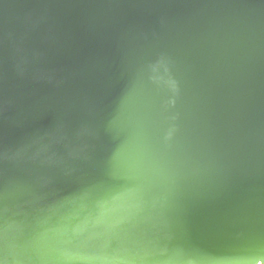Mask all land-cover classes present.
<instances>
[{"label": "water", "instance_id": "95a60500", "mask_svg": "<svg viewBox=\"0 0 264 264\" xmlns=\"http://www.w3.org/2000/svg\"><path fill=\"white\" fill-rule=\"evenodd\" d=\"M0 264H264V0H0Z\"/></svg>", "mask_w": 264, "mask_h": 264}]
</instances>
